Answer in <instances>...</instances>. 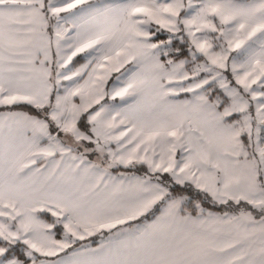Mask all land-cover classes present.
Wrapping results in <instances>:
<instances>
[{"label":"snow or ice","instance_id":"obj_1","mask_svg":"<svg viewBox=\"0 0 264 264\" xmlns=\"http://www.w3.org/2000/svg\"><path fill=\"white\" fill-rule=\"evenodd\" d=\"M0 264H264V0H0Z\"/></svg>","mask_w":264,"mask_h":264},{"label":"crops","instance_id":"obj_2","mask_svg":"<svg viewBox=\"0 0 264 264\" xmlns=\"http://www.w3.org/2000/svg\"><path fill=\"white\" fill-rule=\"evenodd\" d=\"M94 241H98L99 240V237H93L92 238Z\"/></svg>","mask_w":264,"mask_h":264}]
</instances>
